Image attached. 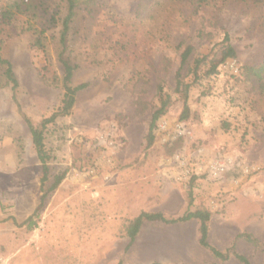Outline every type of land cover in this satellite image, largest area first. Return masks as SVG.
Returning <instances> with one entry per match:
<instances>
[{"label":"rangeland","instance_id":"374dc122","mask_svg":"<svg viewBox=\"0 0 264 264\" xmlns=\"http://www.w3.org/2000/svg\"><path fill=\"white\" fill-rule=\"evenodd\" d=\"M16 2L22 5L11 21L0 20V53L19 81L15 91L0 87V258L7 264H241L233 254L223 261L201 247L195 219L145 222L128 246L127 227L142 211L178 217L201 207L212 211L214 247L264 264V73L260 80L252 70L264 61L262 6L252 0H83L65 55L77 65L72 85L88 86L76 93L72 111L44 130L51 158L42 185L26 119L39 125L61 104L67 0H0V11ZM214 4L220 9L212 10ZM53 11L57 20L49 26ZM41 27L46 51L32 43L33 29ZM225 32L237 57L210 73ZM186 46L193 51L181 79L190 85V114L182 120L184 95L175 88ZM162 94L171 97L160 116L169 123L164 135L177 123L190 133L163 141L159 131L148 148ZM177 155L190 168L220 158L232 165L218 179L177 180ZM59 174L63 181L50 190ZM31 216L32 227L25 223Z\"/></svg>","mask_w":264,"mask_h":264},{"label":"trees","instance_id":"16d2710c","mask_svg":"<svg viewBox=\"0 0 264 264\" xmlns=\"http://www.w3.org/2000/svg\"><path fill=\"white\" fill-rule=\"evenodd\" d=\"M83 0H67V14L63 18L62 22V31L60 35V41L62 44V49L59 53V59L63 64V75H62V84L64 88V93L63 97L61 99V104L58 107V110L53 113L50 117H47L41 121L39 125H35L29 118L26 119V122L29 125L31 135H32V141H33V146H35L37 155L39 160L42 163V169H43V177L41 179L42 185L48 180L49 178V160L51 158V155L49 154L45 142H44V130L46 126L52 122H54L59 115H68L76 101V93L80 90L86 88L88 86L87 82L80 83V85H72V78L74 75V71L77 67V65L73 64L69 57L65 55L66 52V42H67V35L68 31L70 29V25L75 19V16L77 15V9L80 7V4L82 3ZM215 0H211L213 3ZM255 4L261 5L263 8L264 12V0H252ZM22 3L16 2L15 4H9L4 10L0 11V20L2 22H9L11 19L14 17L16 10L14 11L13 9L19 10L21 8ZM212 10H217L220 9V6L218 5H212L211 7ZM57 11H53L50 21H49V26H52L56 20H57ZM264 17V13H263ZM213 22L210 21V24ZM46 28L41 27V28H35L33 29V34L35 36L34 41H32L33 45L36 46L37 48L43 49L46 51ZM203 31V30H202ZM230 40V35L228 32H225L222 44V51H221V57L219 60L214 62L213 60L211 61V67L209 69L210 73H216L218 71V65L222 62L227 61L228 59H234L237 57L236 50L231 43ZM193 51V48L191 46H186L184 49H182L181 52V65L178 68L176 72V91H180L182 88V92L184 95V105H183V110L180 114V118L182 120H185L189 117L190 114V107H189V99H188V89H189V84H185L182 82L181 79V69L183 66L188 62V59ZM207 59V56L203 57H198L195 59V67L194 69H198L201 63L205 62ZM254 71V74L256 77L260 80L263 79L262 74L264 73V61L259 65L258 68L252 69ZM5 85H11V88L15 91L17 90L19 86V81L17 78V74L15 73V70L13 68L12 63L4 58L1 53H0V87H3ZM160 90L162 91V87H160ZM181 92V93H182ZM161 105L156 111L153 113L151 123L149 125L148 133L146 135L147 139V147L149 148L151 144L159 138V130H158V124L159 121L161 120L160 116L166 112V109L168 105L171 102V97L169 95H164L162 94V99H161ZM64 179V174H59L54 176L53 183L50 186V190L56 189L61 182ZM46 193H43L41 196V202L36 208L34 214L39 212V209L43 206V203L45 201ZM193 202V199H190L189 205H191ZM191 219H195L198 222V234H199V244L201 247L208 249L213 256L219 258L220 260H229L233 255L241 264H252L250 259L241 254L236 252H232L230 249L226 251L219 250L218 248L214 247L210 241H209V235H210V222L212 219V211L207 208H201L198 207L196 209H191L187 208L186 211L178 216V217H170L165 215L161 211H142L138 216H136L128 225L127 227V234L130 237V243L128 246L133 243V241L136 238V235L140 231L142 225L145 222H162L165 224H177V223H184L187 222ZM25 223L29 224L31 227L35 225L33 223V217H29L26 219ZM250 240L252 239L250 234L244 235ZM255 240V239H254ZM233 254V255H232ZM118 264H122V261L120 260Z\"/></svg>","mask_w":264,"mask_h":264},{"label":"built area","instance_id":"2783aa9c","mask_svg":"<svg viewBox=\"0 0 264 264\" xmlns=\"http://www.w3.org/2000/svg\"><path fill=\"white\" fill-rule=\"evenodd\" d=\"M231 67L234 68L235 71H237V67H234V64H231ZM169 123L165 119H161L158 124V130L163 133L162 140L166 141L167 139H176L181 136H187L190 132L185 128L183 123H177L173 128L172 132H169V134H165V131H167L169 128ZM177 161L178 166L181 168V172L178 175L177 180L186 178L188 176L194 175V174H205L209 178L218 179L224 175L225 172L230 168L232 163H230V160L227 158H220V159H214L212 161H209L207 163H204V167L200 164H196L194 168L189 167V161L184 158L181 155H177ZM243 171L245 173H250L252 169H250L249 166H243ZM0 264H7L6 261L3 260V258H0Z\"/></svg>","mask_w":264,"mask_h":264}]
</instances>
